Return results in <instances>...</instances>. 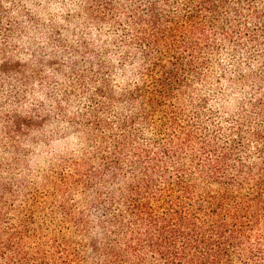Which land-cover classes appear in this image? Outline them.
<instances>
[{"label": "trees", "instance_id": "1", "mask_svg": "<svg viewBox=\"0 0 264 264\" xmlns=\"http://www.w3.org/2000/svg\"><path fill=\"white\" fill-rule=\"evenodd\" d=\"M71 1L40 45L0 0V146H87L41 183L0 163V264H264V0Z\"/></svg>", "mask_w": 264, "mask_h": 264}, {"label": "rangeland", "instance_id": "2", "mask_svg": "<svg viewBox=\"0 0 264 264\" xmlns=\"http://www.w3.org/2000/svg\"><path fill=\"white\" fill-rule=\"evenodd\" d=\"M26 10L33 14L44 32H37L35 39L38 44H45V34L52 24L64 27L67 25L66 17L74 11V3L71 0H21ZM83 24V23H82ZM81 24L71 25L72 30ZM33 35V34H32ZM31 35V36H32ZM34 89V97L21 108L22 111H29L30 105L35 102H44L47 111L52 110V104L37 85ZM67 123L50 124L38 134L33 136L31 142L21 140L18 162L12 153L5 151L4 144L0 146V163L11 167L16 164L20 166L16 170L18 178H25L30 182L41 183L44 177L52 171L64 170L68 160L81 158L86 144L80 134L70 132ZM3 137L0 131V139ZM6 142V141H4Z\"/></svg>", "mask_w": 264, "mask_h": 264}]
</instances>
